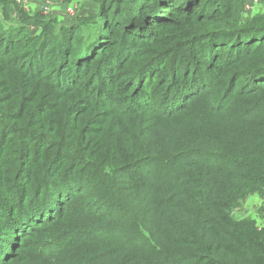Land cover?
I'll return each instance as SVG.
<instances>
[{"label":"trees","instance_id":"1","mask_svg":"<svg viewBox=\"0 0 264 264\" xmlns=\"http://www.w3.org/2000/svg\"><path fill=\"white\" fill-rule=\"evenodd\" d=\"M92 1L0 21V264H264V14Z\"/></svg>","mask_w":264,"mask_h":264},{"label":"rangeland","instance_id":"2","mask_svg":"<svg viewBox=\"0 0 264 264\" xmlns=\"http://www.w3.org/2000/svg\"><path fill=\"white\" fill-rule=\"evenodd\" d=\"M54 1V2H53ZM0 0V21L5 22L6 19L16 20L18 16L17 7H22L26 12L34 13L36 11H44L48 19L54 20L55 27L60 25H68L77 19V16L83 17L95 11L96 4L92 0ZM6 6V8H5ZM5 8L6 16L3 14ZM59 9L60 11H58ZM264 14V0H245V7L241 14L242 20L249 19L253 16ZM90 22L83 21L82 24L87 26ZM6 25V24H4ZM27 30L35 35L40 32V28L27 23ZM245 67V66H243ZM212 103V102H210ZM165 129V128H164ZM163 129L160 130V132ZM156 140H159V134ZM262 197V198H260ZM264 207V196L251 194L243 199L239 205L232 209V215L237 219L251 218L255 220V224L261 226L259 212Z\"/></svg>","mask_w":264,"mask_h":264},{"label":"crops","instance_id":"3","mask_svg":"<svg viewBox=\"0 0 264 264\" xmlns=\"http://www.w3.org/2000/svg\"><path fill=\"white\" fill-rule=\"evenodd\" d=\"M52 1H53V0H52ZM53 2H54V1H53ZM57 10H58V11H60L59 9H57ZM40 12H41L43 15H45V14H46V13H44V12H43V10H42V11H40Z\"/></svg>","mask_w":264,"mask_h":264},{"label":"built area","instance_id":"4","mask_svg":"<svg viewBox=\"0 0 264 264\" xmlns=\"http://www.w3.org/2000/svg\"><path fill=\"white\" fill-rule=\"evenodd\" d=\"M43 12H44V11H43ZM45 12H46V7H45ZM45 12H44V13H45Z\"/></svg>","mask_w":264,"mask_h":264}]
</instances>
